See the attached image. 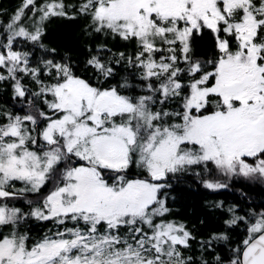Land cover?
I'll return each instance as SVG.
<instances>
[{"label": "snow or ice", "instance_id": "snow-or-ice-1", "mask_svg": "<svg viewBox=\"0 0 264 264\" xmlns=\"http://www.w3.org/2000/svg\"><path fill=\"white\" fill-rule=\"evenodd\" d=\"M66 9L22 0L0 25L15 102L0 105V264H264V210L214 204L222 227L196 251L168 203L189 176L264 188V0H80L90 35L132 48L102 43L82 69L43 43ZM197 38L211 58L193 55Z\"/></svg>", "mask_w": 264, "mask_h": 264}, {"label": "trees", "instance_id": "trees-1", "mask_svg": "<svg viewBox=\"0 0 264 264\" xmlns=\"http://www.w3.org/2000/svg\"><path fill=\"white\" fill-rule=\"evenodd\" d=\"M45 0H37L39 6ZM50 1L51 0H46ZM67 5V12L70 17H52L46 20L42 25L43 43L50 49H55L54 56L57 61L62 58H70L73 66L82 69V66L88 56L89 50L95 49L102 43H105L113 52L125 51L129 54L132 48H125L123 41L113 40L110 37H104L99 34H89L88 21L84 16L77 13L76 9L80 0H64ZM22 0H0V25L10 22V18L21 7ZM25 21L32 15L31 10H25ZM41 53L37 51L36 56ZM193 55L200 59H209L213 55V48L207 38H197L193 45ZM133 69L126 68L123 65L117 66V78L129 76ZM79 74V73H78ZM87 75H91L88 73ZM10 88H0V105L14 106L15 102L11 97ZM18 107V105H16ZM223 201L225 208L235 205L243 212L254 207L264 210V188L257 186H246L240 182L230 184L228 189L219 192H210L202 187L196 177L189 176L181 178L179 182L174 181L173 187L169 189V206L173 209L175 218L183 221L192 229L197 241L193 242V247L199 251L200 240L205 239L210 233L219 231L222 227V210L213 207L214 204ZM241 212V214H243ZM50 226V225H49ZM37 231L46 229L36 227ZM243 227L235 230L231 237L230 244L235 245L243 235ZM218 249L227 251L222 244H217Z\"/></svg>", "mask_w": 264, "mask_h": 264}, {"label": "rangeland", "instance_id": "rangeland-1", "mask_svg": "<svg viewBox=\"0 0 264 264\" xmlns=\"http://www.w3.org/2000/svg\"><path fill=\"white\" fill-rule=\"evenodd\" d=\"M48 2H50V1H44V2H42L39 6H43L45 3H48ZM17 12V11H16ZM39 13L37 12L35 15H31V17H29L28 19H27V21H25V26H27V27H29V28H31V26L33 25V22L34 21H38L39 20ZM44 22L45 21H43L42 23H41V27H42V25L44 24ZM51 226V225H50Z\"/></svg>", "mask_w": 264, "mask_h": 264}]
</instances>
